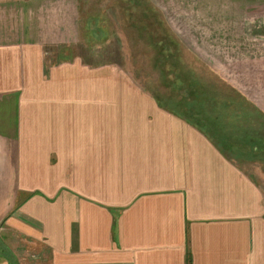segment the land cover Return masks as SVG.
I'll list each match as a JSON object with an SVG mask.
<instances>
[{"label": "crops", "instance_id": "obj_1", "mask_svg": "<svg viewBox=\"0 0 264 264\" xmlns=\"http://www.w3.org/2000/svg\"><path fill=\"white\" fill-rule=\"evenodd\" d=\"M2 2L0 264H264L258 183L146 89L47 68L75 0Z\"/></svg>", "mask_w": 264, "mask_h": 264}, {"label": "rangeland", "instance_id": "obj_2", "mask_svg": "<svg viewBox=\"0 0 264 264\" xmlns=\"http://www.w3.org/2000/svg\"><path fill=\"white\" fill-rule=\"evenodd\" d=\"M75 2L77 31L44 44L47 68H105L107 84L146 89L264 190V0Z\"/></svg>", "mask_w": 264, "mask_h": 264}]
</instances>
